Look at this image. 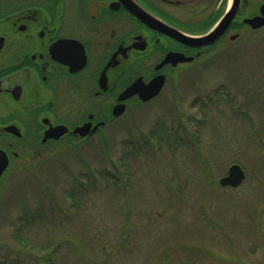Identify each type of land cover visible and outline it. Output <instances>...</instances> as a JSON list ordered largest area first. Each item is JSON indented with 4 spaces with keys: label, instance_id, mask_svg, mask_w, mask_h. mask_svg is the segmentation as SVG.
<instances>
[{
    "label": "rangeland",
    "instance_id": "rangeland-1",
    "mask_svg": "<svg viewBox=\"0 0 264 264\" xmlns=\"http://www.w3.org/2000/svg\"><path fill=\"white\" fill-rule=\"evenodd\" d=\"M169 76L97 138L13 162L0 264H264V28Z\"/></svg>",
    "mask_w": 264,
    "mask_h": 264
},
{
    "label": "flooded vegetation",
    "instance_id": "flooded-vegetation-1",
    "mask_svg": "<svg viewBox=\"0 0 264 264\" xmlns=\"http://www.w3.org/2000/svg\"><path fill=\"white\" fill-rule=\"evenodd\" d=\"M262 5L264 0H0V154L8 158L0 179L16 161L46 159L54 147L77 148L97 138L133 99H155L171 70L263 29L247 22L261 15ZM232 9L229 26L209 45H188L170 34L203 36ZM134 11L158 23L152 26ZM168 53L193 59L157 68ZM159 75L165 83L157 96L119 100L136 80L148 84ZM120 104L124 112L115 116ZM86 124L87 135L75 132ZM58 126L66 132L48 137Z\"/></svg>",
    "mask_w": 264,
    "mask_h": 264
},
{
    "label": "water",
    "instance_id": "water-1",
    "mask_svg": "<svg viewBox=\"0 0 264 264\" xmlns=\"http://www.w3.org/2000/svg\"><path fill=\"white\" fill-rule=\"evenodd\" d=\"M140 12V11H139ZM138 11H134L135 14L139 16V18L147 21L150 25L155 26L156 23H158V20L151 16L150 14H141ZM235 10H230L223 18L222 20L214 27L212 31L209 33L203 35V36H191L188 34H184L180 31L173 30L174 32H171L170 34L175 37L176 39L180 40L181 42H184L188 45H193L196 47H202L209 45L213 42H215L227 29L229 26ZM247 22L251 24L253 28H259L264 26V5L261 7V15L254 17L252 19H248ZM193 57H186L181 53H168L164 60L157 66V68L165 65L168 62H171L173 65L178 64L179 62H188L191 61ZM165 83V76L159 75L152 79L148 84H145L142 79L136 80L129 88H127L123 93L120 94L119 100H125L131 96L139 95V97L143 101L150 100L151 98L157 96ZM125 105L120 104L115 106L113 114L115 116H119L124 112ZM90 124H86L82 127H79L76 129L75 132H79L81 136H85L88 134V128ZM66 128L62 126H58L55 128H51L47 136L48 137H54L59 138L61 135H63L66 132ZM95 130V129H94ZM1 153V152H0ZM3 153V152H2ZM4 155V156H3ZM0 154V176L3 174L4 170L8 166V158L6 154L3 153ZM247 177L246 171L242 167L240 163H233L228 167L227 173L222 176L219 180L220 185L223 187H239L243 184Z\"/></svg>",
    "mask_w": 264,
    "mask_h": 264
}]
</instances>
